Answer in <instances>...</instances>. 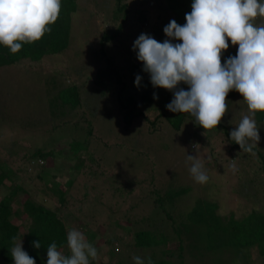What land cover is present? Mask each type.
Instances as JSON below:
<instances>
[{
  "label": "rangeland",
  "instance_id": "374dc122",
  "mask_svg": "<svg viewBox=\"0 0 264 264\" xmlns=\"http://www.w3.org/2000/svg\"><path fill=\"white\" fill-rule=\"evenodd\" d=\"M115 3L116 0H77V9L71 16L68 46L62 53L53 54L50 62L24 59L0 66V158L19 168L25 165L27 156L37 149L56 151L54 158H47V166L52 169L40 171L41 167L37 166L27 176L14 173V184L22 186L35 200L42 201L48 208L58 207L57 197L47 187L52 183V188L56 185L59 187L60 180L76 177L78 168L72 170V165L83 161L86 150L80 154L72 147L85 148L84 136L87 128L91 130L89 149L99 158L101 170L108 178L102 176L100 182L95 184L97 188L87 195L91 190L90 184L85 178L77 177L73 187L83 188L80 189L83 193L77 196L78 201L83 200L84 195L86 197L83 211L77 210L72 201L74 194L70 192L72 195L68 205L59 209L58 216L63 218L68 228L80 229L97 248L99 254L93 264L113 263V258L109 260L114 253L127 264H134L133 256H148L150 249H139L133 244L132 233L138 227L155 226L168 238L174 237L170 219H166L162 212L159 218L158 210H152L155 208L153 195H148L152 188L164 190L175 182L186 188L185 193L174 197V209L169 210L175 218L178 212L190 210L199 197L214 202L216 213L224 221L231 216L241 218L250 209L264 213V174L259 176L251 169L257 154L253 156L242 150L236 154L218 129L224 124L231 131L247 114V105L238 92L234 91L226 98L228 111L216 129L205 130L190 118L179 129H174L160 117L161 120L157 122L159 127L155 131H151V124L141 117L125 128L115 97L98 92L93 82L94 72L104 65L98 51L99 40L104 32L118 27L124 14L123 11L117 12L118 17L114 19ZM121 4H125L126 10H129L128 20L117 38L106 45L107 54L124 70L128 90L140 93L149 91L152 98L153 93L158 96V99L152 100L153 111L146 105L142 108L151 119L171 101L173 93L152 87L149 75L142 71V62L136 59L132 45L141 33L150 34L160 42L166 39L163 28L172 20V13L165 0H121ZM139 10L147 17L145 23L137 24L135 18ZM262 21L264 18H256V23ZM228 42L230 45L231 42ZM136 75L142 77L140 87L134 85ZM73 85L79 88V104L73 109L66 107L64 114H59L57 104L52 106L56 114L51 112L48 99L56 96L61 88ZM165 110L167 113L168 110ZM257 124L261 137L258 149L264 152V121H257ZM186 154L202 159L209 177L206 183L199 184L193 180L185 160ZM241 154L244 155L243 159L239 158ZM83 162L88 163L87 167L91 166L89 162ZM53 175L56 176L54 179ZM79 175H83V172ZM129 188L131 193L124 195ZM10 192L9 188L0 190L1 195ZM21 195L16 194L17 200L21 199ZM93 208L112 210L109 213L113 216L108 219L117 217L122 226L103 224L102 217L92 215V210L95 211ZM149 219L150 222H145ZM80 220H83V224ZM86 222L93 223V226L84 224ZM27 224H23L24 228ZM104 226L105 232L100 235ZM124 227H130V232H125ZM94 228L99 235L92 232ZM101 237H117L118 240L109 243ZM161 247L164 246H158ZM251 251V257L244 255ZM193 255L195 257H187L188 264H264V259L257 257L256 248L249 251L221 248L202 254L194 251ZM176 256L177 251L171 258L174 264L178 261Z\"/></svg>",
  "mask_w": 264,
  "mask_h": 264
},
{
  "label": "trees",
  "instance_id": "16d2710c",
  "mask_svg": "<svg viewBox=\"0 0 264 264\" xmlns=\"http://www.w3.org/2000/svg\"><path fill=\"white\" fill-rule=\"evenodd\" d=\"M165 1L171 10L172 20L183 25L185 23V13L191 11L192 0ZM115 6L114 19L118 17V14H116L117 12L123 11L124 14L117 28L110 30L109 32H104L100 37V47L98 51L100 59L103 60L104 65L96 68L93 77V82L98 92L101 95L110 94L109 97H115L125 128H128L133 121L140 117L151 124V131L158 129L159 126L157 125V122L161 120L160 117H163L164 120L174 129H179L180 125L187 118L194 120L186 113L181 114L170 111H167L166 113V107H162L154 118L150 119L147 115L148 113L145 112L144 109L142 110L143 106L146 105V108L153 111V109H151L154 108L151 105L153 98L149 95L150 92L146 91V93H140L138 91L128 90L130 88L128 81H125L126 74L124 73V70H122L119 64L107 54L106 49V45L117 38L123 24L128 20L127 14L129 10H126V5L121 4V0H116ZM76 9L77 0H61V11L58 19L50 25L51 31L46 33L38 41L23 44L22 49L16 54L10 53L7 47L0 45V66L11 65L24 59H28L32 62H39L40 60L50 62L52 56H54L53 54L62 53L68 46L71 31V16ZM135 19L137 24H140L145 23L147 17L142 10H139V14ZM177 43H180V41H177ZM237 48V46L230 44V48L223 52L221 62L223 63V61L230 55L234 56ZM133 65L135 66V64ZM44 75L49 77L47 73H44ZM49 82L54 84L51 80ZM180 86L185 88V90L187 89V86L184 84H180ZM78 89L79 88L75 85L61 88L56 96L52 95L54 97L48 99L49 107L52 109V106L58 104L59 114H64L66 107L73 109L79 104ZM233 92L234 90L230 91L226 98L230 97ZM51 112L56 114V111L53 109ZM255 119L258 122L264 121V113H257ZM218 129H220L227 138L231 149L236 154L241 153L239 152L241 151L239 145L230 140L229 127L221 124ZM91 134V130L87 128L84 136L85 148L77 146L72 147L76 153L79 152L80 154H83V151L86 150L84 152L83 161L89 162L91 166L87 167L88 163H84L83 161H80L78 164H73L72 170L78 168L76 177L73 178L72 176L66 178L65 181L60 180L59 187L56 185L55 188H52L53 183L51 186L47 187L49 190L51 189L53 191L52 194L57 197L58 207L55 209L48 208L42 201L35 200L28 195L27 191L22 186L18 183L14 184L15 181H13L14 173L20 175L25 174L27 176L32 174V169H35L37 166L39 168L41 167L40 171H42V169H52L47 166V158L52 159L56 156V151L54 149H37L33 151L27 156L25 165L20 166L19 168H15L0 158V190L2 188H9L11 191L7 195L0 194V264H13L10 254V248L14 244L13 237H15L17 241L21 239L23 250L26 251L30 257L34 258L35 264H46L47 247L53 242L57 244L58 250L65 254L69 253L66 242V235L69 228L66 226L63 218L58 216L59 209L68 205L69 198L73 193L74 199H72V201L75 202L77 210L83 211V201L86 199L85 195L83 194V200H77V196L80 193H83L80 190L83 188L73 187L74 180L77 179V177L81 176L82 178H85L90 184L91 190H88L90 192H87V195L97 188V185L95 184L100 182L101 177H105L100 167L99 158H96L89 149ZM254 150L257 155L252 162L253 168L251 169L255 171L257 175L262 176L264 174V152L260 151L258 148H255ZM242 154L239 156L240 159L244 158V155ZM38 160L41 163H39ZM141 164L142 163H140V165ZM78 165L80 167H77ZM82 172L83 175H79ZM54 176L55 175H53V179ZM105 178L107 179L108 177ZM72 187L73 190L71 189ZM185 192L186 188L178 182H175L170 188L164 190L156 187L148 191V195H153L152 201L155 208L152 210H158V213H160L159 218L162 217V212L166 215V219H170V228L174 234V237L168 238L163 231L156 229L157 227L155 228V226L153 228L138 227L133 230L134 246L139 249H150L151 252L148 256L151 257L154 264H174L171 258L176 251L178 261L175 264H188L187 257L190 255L191 257H195V255H193L194 251H198L202 254L205 252H216L221 248H226L228 250L241 248L247 249V251L256 248L257 257L264 259L263 212L250 209L249 211H246L241 218L231 216L228 220L224 221L220 215L216 213L217 206L214 202L199 197L196 198L190 210L185 213L178 212L176 214L177 218H175L171 215L169 210L174 209V197ZM17 193L23 194L21 195L22 197L20 200H17ZM129 193H131V188H129V192H126L124 195H128ZM24 195L26 197L23 199ZM79 204L82 205V207L79 206ZM92 211V215H94L95 218H103V224L122 226L118 223L119 221L117 217L108 219L113 216L111 213L112 210L106 211L104 208H96L95 211ZM109 211L111 212L109 213ZM70 213H72V211H70ZM74 213L80 214L78 211H74ZM94 217H91V219ZM150 220L151 219L146 220L145 222H150ZM25 222L28 223L26 228L23 226ZM80 222L83 224V220H80ZM88 223L89 222H86L84 224ZM89 224H92L93 226V223ZM130 230V227H124L125 232H130ZM92 232H94L96 236L99 235L95 231V228ZM104 232L105 226L104 228H101L100 235ZM35 240H39L41 243L39 249L32 247V241ZM103 240L111 243L112 240L117 241L118 239L117 237H112V239L103 238ZM159 245H163L164 247L158 248ZM155 248L157 249V252H155ZM111 255H113V251L111 252ZM244 255L251 257L250 255H252V251L246 252ZM112 258L114 261L112 260L113 263L109 264H127L122 258H118L116 253H114L109 261H111ZM94 261L95 260H92L91 264H93Z\"/></svg>",
  "mask_w": 264,
  "mask_h": 264
},
{
  "label": "clouds",
  "instance_id": "9594fccd",
  "mask_svg": "<svg viewBox=\"0 0 264 264\" xmlns=\"http://www.w3.org/2000/svg\"><path fill=\"white\" fill-rule=\"evenodd\" d=\"M60 11L61 0H0V45L16 54L23 44L50 32ZM257 17L264 18V0H192L185 23L170 20L163 28L166 39L162 42L141 33L132 45L152 87L173 93L166 109L188 114L205 130L216 129L228 111L226 97L230 91L238 92L247 114L229 137L253 156L261 139L255 117L264 113V21L256 23ZM228 41L238 48L222 63ZM141 79L136 75L134 85L140 87ZM153 99H158L155 93ZM185 160L193 180L206 183L209 177L202 159L186 154ZM13 241V264H35L23 250L21 239L13 237ZM66 242L68 254L58 250L55 242L47 247L46 264H91L98 257L97 248L78 228L68 229ZM32 247L39 249L40 241H32ZM133 261L154 264L150 256H133Z\"/></svg>",
  "mask_w": 264,
  "mask_h": 264
}]
</instances>
